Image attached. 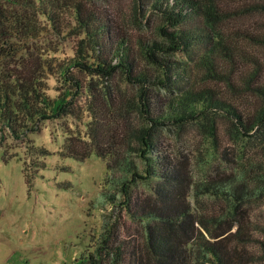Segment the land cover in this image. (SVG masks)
<instances>
[{
  "label": "rangeland",
  "instance_id": "obj_1",
  "mask_svg": "<svg viewBox=\"0 0 264 264\" xmlns=\"http://www.w3.org/2000/svg\"><path fill=\"white\" fill-rule=\"evenodd\" d=\"M74 1L97 11L99 17L109 19L120 34L129 38L134 49L137 39L165 42L158 28L161 19L144 13V7L136 0H70V3ZM203 1L226 9L228 17L204 27L220 38L218 63L230 76L232 85L227 80L208 78L200 60L202 49L155 54L185 65V78H179L183 88L212 87L251 121L264 106V98L251 90L254 82H264V44L256 40L264 35L262 0ZM54 12L53 26L47 18L37 16L40 29L30 46V56L38 64L40 91L49 100L61 98L68 105V113L40 120L33 132L17 139L5 134L0 142V264H86V251L94 250L102 231L101 222L110 217L109 206L93 207L99 191L105 189L102 184L105 162L93 152L83 161L63 154L70 138L88 140L86 132L91 113L87 110L92 95L100 98L109 95L114 103L125 104L129 128L146 126L136 102L138 88L129 84L120 72L104 77L67 66L77 57L82 35L71 29L74 25L70 12L64 13L62 9ZM170 29L166 27L167 31ZM85 52V61L92 63L94 54ZM141 67L152 74L161 73L160 67L149 65L145 60ZM73 83L79 86V92ZM148 91L163 101L181 93L176 89L169 92L161 84ZM214 116L211 120L193 119L181 126L161 124L157 127L154 138L161 143L177 171L179 183L169 188L193 211L194 217L203 215L209 219L207 226L212 234L229 229L233 221L243 222L254 234L249 250L263 255L258 242L264 243V233L257 227L264 225V196L247 201L244 215L233 216L228 199L195 190L201 183L228 177L237 167L253 166L264 171V145H261L264 143L258 140V129L248 134L237 132L225 113ZM115 119L110 120L108 130L118 135L116 129L124 124L123 120ZM40 149L44 150V155L40 154ZM136 191L141 196L148 194L143 184H139ZM194 227L208 236L199 224L194 223ZM235 228L232 226L231 231ZM256 264H264V259Z\"/></svg>",
  "mask_w": 264,
  "mask_h": 264
},
{
  "label": "trees",
  "instance_id": "obj_2",
  "mask_svg": "<svg viewBox=\"0 0 264 264\" xmlns=\"http://www.w3.org/2000/svg\"><path fill=\"white\" fill-rule=\"evenodd\" d=\"M136 2L144 7V13L161 19L158 28L165 42L137 39L134 49L129 38L120 34L109 19L99 17L97 11L88 10L79 2L0 0V142L5 134L17 139L33 132L34 125L40 120H51L68 113V105L61 98L49 100L40 91L38 64L30 56V46L40 29L38 15L47 18L53 26L55 10L70 12L74 25L71 29L82 38L77 57L67 66L104 77L120 72L129 84L138 88L136 102L146 125L139 129L129 128L125 104L114 103L109 95L101 98L92 95L87 110L91 113L86 132L88 140H68L64 157L83 161L93 152L105 162L102 183L105 189L99 191L93 207L109 206L110 217L101 222L102 231L94 250L86 251V264H256L264 259V243L258 242L263 255L249 250L254 234L243 222L233 221L229 229L212 234L207 226L209 219L203 215L194 217L193 211L182 204L183 200L171 192L169 187L179 183L176 167L154 138L161 124L181 126L201 117L211 120L215 113L222 112L233 121L237 132L248 134L257 128L258 140L264 143V106L253 120L248 121L212 87L183 88L179 78H185V65L155 54L202 49L200 60L208 78L231 83L230 76L218 63L220 38L204 27L228 17L226 9L203 0ZM261 3L264 9V0ZM167 26L172 29L167 31ZM256 40L264 44V35ZM85 51L94 54L92 63L85 61ZM142 60L160 67V75L141 67ZM159 84L169 92L176 89L181 93L166 101L160 96H151L149 88ZM73 86L80 91L76 83ZM251 90L264 98V82H254ZM114 118L123 120L124 124L116 129L118 135L114 130H108L110 120ZM39 152L45 154L43 149ZM263 172L253 166L237 167L228 177L201 183L195 190L228 199L233 208L232 215H244L247 201L264 196ZM139 184L147 188L148 194L141 196L136 191ZM115 207L117 211H114ZM194 223L199 224L208 236L195 228ZM232 226L236 227L234 231H231ZM257 229L264 233V225Z\"/></svg>",
  "mask_w": 264,
  "mask_h": 264
}]
</instances>
